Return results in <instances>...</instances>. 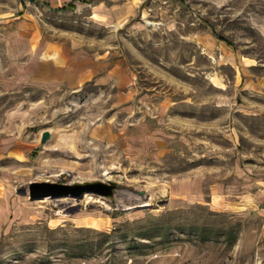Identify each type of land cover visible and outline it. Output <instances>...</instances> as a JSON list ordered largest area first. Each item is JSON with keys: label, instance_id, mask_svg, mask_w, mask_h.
<instances>
[{"label": "rangeland", "instance_id": "374dc122", "mask_svg": "<svg viewBox=\"0 0 264 264\" xmlns=\"http://www.w3.org/2000/svg\"><path fill=\"white\" fill-rule=\"evenodd\" d=\"M29 27L99 76L11 82ZM0 72V264H264V0H0Z\"/></svg>", "mask_w": 264, "mask_h": 264}, {"label": "crops", "instance_id": "0c3cea01", "mask_svg": "<svg viewBox=\"0 0 264 264\" xmlns=\"http://www.w3.org/2000/svg\"><path fill=\"white\" fill-rule=\"evenodd\" d=\"M30 1V0H29ZM50 4L54 8H63L71 4L75 6L77 3L86 0H37V2ZM31 2V1H30ZM19 24L16 26L18 27ZM20 27H27L21 25ZM17 36V35H16ZM18 38L25 42L27 48V58L22 63L23 71H19L18 67H10L11 82L19 80H42L47 83L64 84L67 88L72 90L79 89L85 82L92 80L94 77L99 76V64L93 61L91 57H84L81 52L75 49L66 48L59 43L44 40L41 49L36 48V34L34 27H29L25 37ZM12 41L11 46L18 44ZM65 48V49H64ZM65 50V51H64ZM13 64V63H12ZM14 65V64H13ZM15 68V70L13 69ZM108 70L106 78L110 76ZM8 74H5L7 76ZM8 76V77H9ZM3 74L0 72V80L3 79ZM10 144L11 150L19 149V140L10 137L6 141H0V151L8 148ZM7 146V147H6Z\"/></svg>", "mask_w": 264, "mask_h": 264}, {"label": "water", "instance_id": "95a60500", "mask_svg": "<svg viewBox=\"0 0 264 264\" xmlns=\"http://www.w3.org/2000/svg\"><path fill=\"white\" fill-rule=\"evenodd\" d=\"M50 132L45 130L41 134V143L46 142ZM116 187L114 182L106 184L100 180L75 181L73 183H57L55 181L43 180L29 183L28 195L31 199H43L46 197L59 198L63 196L81 197L86 193L100 195L106 198L112 197Z\"/></svg>", "mask_w": 264, "mask_h": 264}, {"label": "bare ground", "instance_id": "6f19581e", "mask_svg": "<svg viewBox=\"0 0 264 264\" xmlns=\"http://www.w3.org/2000/svg\"><path fill=\"white\" fill-rule=\"evenodd\" d=\"M107 174H108V172H105L103 175H107ZM89 195H90V193H87V194H86V197H87V198L90 197ZM65 199H68V198H64V196H63L62 198L59 197V201H60V200H65Z\"/></svg>", "mask_w": 264, "mask_h": 264}, {"label": "trees", "instance_id": "16d2710c", "mask_svg": "<svg viewBox=\"0 0 264 264\" xmlns=\"http://www.w3.org/2000/svg\"><path fill=\"white\" fill-rule=\"evenodd\" d=\"M30 1H32V2H37V0H30ZM66 6H73V5H71V4H68V5H66ZM233 239H235V235H234V236H232V240H233ZM232 240H231V241H232Z\"/></svg>", "mask_w": 264, "mask_h": 264}]
</instances>
